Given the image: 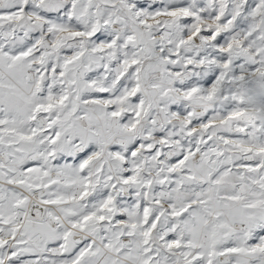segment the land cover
<instances>
[{"label": "snow or ice", "instance_id": "6c2138e0", "mask_svg": "<svg viewBox=\"0 0 264 264\" xmlns=\"http://www.w3.org/2000/svg\"><path fill=\"white\" fill-rule=\"evenodd\" d=\"M0 264H264V0H0Z\"/></svg>", "mask_w": 264, "mask_h": 264}]
</instances>
